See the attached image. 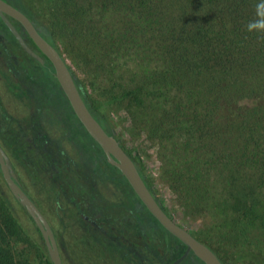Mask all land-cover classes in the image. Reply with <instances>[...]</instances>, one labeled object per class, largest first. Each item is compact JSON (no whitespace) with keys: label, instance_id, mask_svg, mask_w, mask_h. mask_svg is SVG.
I'll return each instance as SVG.
<instances>
[{"label":"trees","instance_id":"16d2710c","mask_svg":"<svg viewBox=\"0 0 264 264\" xmlns=\"http://www.w3.org/2000/svg\"><path fill=\"white\" fill-rule=\"evenodd\" d=\"M68 1L62 0L64 4ZM259 2L98 0L100 12L107 17L99 15L100 21L94 22L109 33L101 49L106 51L105 57L134 50L139 59L157 61V72L139 66L142 75L157 77V104L151 107L157 111V122L151 123L145 136L157 143L169 189L185 205L207 207L217 214L219 221L207 231L218 233L219 238H227L237 247L243 242L249 244L254 251L252 258L264 261L263 245L255 240L260 234L264 242V37L246 29L256 19L255 6ZM18 5L28 16L32 13ZM65 7L70 8L69 2ZM77 10L70 12L76 20L83 15ZM80 11L85 13L82 8ZM112 11L118 14V20L110 19ZM46 28L45 39L61 54L50 27ZM86 46L91 43L88 41ZM46 65L47 76L76 120L47 60ZM67 66L91 114L105 130L112 132L110 124L91 105L80 79ZM85 137L91 140L81 127L80 144L87 150ZM121 147L149 186L140 163L123 144ZM100 164L111 168V176L125 182L106 160L98 158L97 165ZM0 181L2 215L15 216L7 193L12 196L1 176ZM159 204L171 218L161 201ZM12 229L0 228V254L7 262L11 258L5 237ZM33 230L37 232L36 228ZM256 252L262 257H257Z\"/></svg>","mask_w":264,"mask_h":264},{"label":"flooded vegetation","instance_id":"af4514ba","mask_svg":"<svg viewBox=\"0 0 264 264\" xmlns=\"http://www.w3.org/2000/svg\"><path fill=\"white\" fill-rule=\"evenodd\" d=\"M4 1L17 7L45 39L46 26L19 7L18 4L25 8L24 0ZM5 17L43 62L20 47L0 18V147L18 185L47 221L60 264H170L184 252L185 245L157 221L153 222L124 177L125 182L111 176V168L97 165L98 158L106 159L91 137H85L88 149L81 147L82 125L69 113L47 76V59L20 23ZM114 137L119 139L116 134ZM147 183L158 202L148 178ZM28 221L31 228H36L31 218ZM184 229L205 244L222 264H240L229 253H220L199 228ZM34 232L50 263L39 231ZM176 264L203 263L189 250ZM247 264L257 263L251 259Z\"/></svg>","mask_w":264,"mask_h":264},{"label":"rangeland","instance_id":"374dc122","mask_svg":"<svg viewBox=\"0 0 264 264\" xmlns=\"http://www.w3.org/2000/svg\"><path fill=\"white\" fill-rule=\"evenodd\" d=\"M68 2L70 8L65 7ZM68 2L64 4L62 0H24L23 3L38 22L50 27L62 57L73 74L82 82L91 105L110 124L124 148L140 163L153 191L172 219L184 228H191L194 231L199 228V231L212 238L210 240L213 246L220 253H229L240 264H247L251 259L264 264L263 258H252L254 251L252 252L249 244L243 242L237 247L227 238L224 240L219 238L218 233L207 231L215 227L219 221L217 214L207 207L185 205L186 202L183 203L169 189L166 175L162 173L164 165L157 155V143L154 144L146 137L151 123L157 122V111L151 110V107L157 104V77L153 79L142 75L141 67H147L149 72H157V61L147 62L139 59L134 50H128L121 56L112 54L105 57L104 54L107 53L101 49L109 33L107 28L97 26L94 21H100L99 15H103L104 18L107 16L100 12L98 0ZM73 8L78 9L79 14H83L78 20L72 15ZM81 8L85 13L80 11ZM117 16L118 14L112 11L110 19L116 21ZM90 18L93 21H90ZM75 20L77 23L73 24ZM88 41L91 46L87 47ZM1 184L0 181V186ZM3 189L6 190L4 187ZM7 196L14 206L15 211L12 212L15 216L2 215L4 212L0 209V228H13L6 232L5 237L10 246L11 262L9 260L7 262L0 254V264L3 261L4 264H48L39 238L30 227L28 218L15 205L8 193ZM11 224H14L13 227ZM259 235L255 240L264 248L262 236ZM1 256L4 258L1 259ZM260 256L261 254L257 253V257Z\"/></svg>","mask_w":264,"mask_h":264},{"label":"water","instance_id":"95a60500","mask_svg":"<svg viewBox=\"0 0 264 264\" xmlns=\"http://www.w3.org/2000/svg\"><path fill=\"white\" fill-rule=\"evenodd\" d=\"M5 15L16 19L20 23L36 49L48 60L57 84L65 96L72 113L86 133L100 147L107 162L113 165L125 178L132 191L145 206L150 215L155 218L166 231L185 245L184 252L170 264L179 262L189 250H191L192 254L203 264H222L205 244L195 239L184 227L170 218L160 207L159 203L154 200L152 194L139 175L131 157L123 150L119 140L114 137L115 133L113 131L109 133L105 130L87 108L74 83V77L61 54L39 34L34 28L32 21H30L17 7L11 6L4 0H0V18L7 25L20 47L39 63L43 62L42 58L25 44ZM0 174L12 197L24 208L39 231L50 263L60 264L58 250L47 221L18 185L8 157L1 147Z\"/></svg>","mask_w":264,"mask_h":264},{"label":"clouds","instance_id":"9594fccd","mask_svg":"<svg viewBox=\"0 0 264 264\" xmlns=\"http://www.w3.org/2000/svg\"><path fill=\"white\" fill-rule=\"evenodd\" d=\"M256 19L250 21L246 25V29L249 32L258 33L261 37H264V0H260L255 6Z\"/></svg>","mask_w":264,"mask_h":264}]
</instances>
